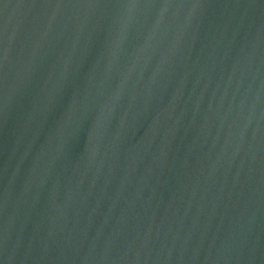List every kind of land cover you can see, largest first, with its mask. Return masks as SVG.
<instances>
[{
  "label": "water",
  "instance_id": "1",
  "mask_svg": "<svg viewBox=\"0 0 264 264\" xmlns=\"http://www.w3.org/2000/svg\"><path fill=\"white\" fill-rule=\"evenodd\" d=\"M0 264H264V0H0Z\"/></svg>",
  "mask_w": 264,
  "mask_h": 264
}]
</instances>
